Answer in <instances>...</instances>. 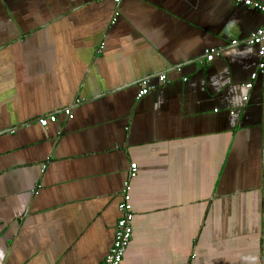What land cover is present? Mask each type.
<instances>
[{"label": "crops", "instance_id": "0c3cea01", "mask_svg": "<svg viewBox=\"0 0 264 264\" xmlns=\"http://www.w3.org/2000/svg\"><path fill=\"white\" fill-rule=\"evenodd\" d=\"M263 26L229 0H0V264H103L125 182L123 264H264Z\"/></svg>", "mask_w": 264, "mask_h": 264}, {"label": "built area", "instance_id": "2783aa9c", "mask_svg": "<svg viewBox=\"0 0 264 264\" xmlns=\"http://www.w3.org/2000/svg\"><path fill=\"white\" fill-rule=\"evenodd\" d=\"M115 4L120 0H114ZM234 5L243 6L252 10H255L264 15V3L261 0H229ZM118 12L114 11L111 23H114L117 19ZM232 45H236L237 41H232ZM244 44L249 47H255L257 50V56L259 62L255 71L250 74L249 81L244 84V88L251 90L253 82L264 73V26L252 31L248 38L244 41ZM218 54L215 49L206 51L204 59L199 60L200 65L210 63L213 58ZM167 74L161 73L157 76L145 77L137 82V92L135 95L136 101L143 99L151 91L155 90L159 85H164L167 82ZM156 80L157 83H154ZM243 101H247L248 96H243ZM232 113V112H231ZM63 114L68 118H72L71 110L65 109ZM56 116L51 115L49 117H40L37 119V124L45 127L49 123H54ZM44 169V166L42 167ZM136 164L130 165L129 178H132L136 174ZM118 210L120 217L117 220L113 242L108 250V253L104 259L103 264H123V258L127 249V246L132 238V221L134 218V211L131 204L130 185L125 182L122 191L121 199L118 204Z\"/></svg>", "mask_w": 264, "mask_h": 264}, {"label": "water", "instance_id": "95a60500", "mask_svg": "<svg viewBox=\"0 0 264 264\" xmlns=\"http://www.w3.org/2000/svg\"><path fill=\"white\" fill-rule=\"evenodd\" d=\"M263 74H264V73H263ZM263 74H261V76H262ZM233 113H234V112H232V113L230 112L231 115H233Z\"/></svg>", "mask_w": 264, "mask_h": 264}]
</instances>
